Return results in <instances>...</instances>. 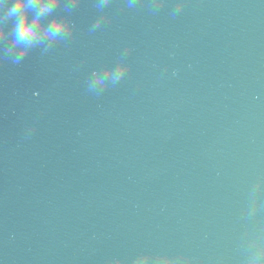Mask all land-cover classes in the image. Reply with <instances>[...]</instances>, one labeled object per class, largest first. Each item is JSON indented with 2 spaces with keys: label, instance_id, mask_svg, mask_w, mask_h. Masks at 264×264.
Instances as JSON below:
<instances>
[{
  "label": "water",
  "instance_id": "1",
  "mask_svg": "<svg viewBox=\"0 0 264 264\" xmlns=\"http://www.w3.org/2000/svg\"><path fill=\"white\" fill-rule=\"evenodd\" d=\"M57 16L0 37V264L264 262V0Z\"/></svg>",
  "mask_w": 264,
  "mask_h": 264
},
{
  "label": "clouds",
  "instance_id": "2",
  "mask_svg": "<svg viewBox=\"0 0 264 264\" xmlns=\"http://www.w3.org/2000/svg\"><path fill=\"white\" fill-rule=\"evenodd\" d=\"M57 3L58 0H0V37L8 34L10 21L15 31V42L21 46L20 55L23 56L35 42L45 36L55 37L69 31L72 24L66 17L57 16L47 26L42 22L44 14L51 11ZM134 3L135 0H129V6ZM181 7L182 3L177 5V11ZM128 67L127 63L119 64L115 78L119 79ZM103 79V76H97L98 81L103 82ZM167 260L165 257L164 261Z\"/></svg>",
  "mask_w": 264,
  "mask_h": 264
}]
</instances>
